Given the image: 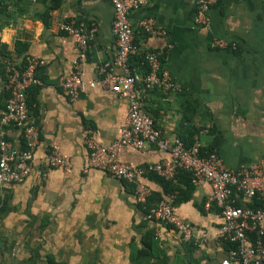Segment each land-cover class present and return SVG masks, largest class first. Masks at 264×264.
Here are the masks:
<instances>
[{
	"label": "crops",
	"instance_id": "0c3cea01",
	"mask_svg": "<svg viewBox=\"0 0 264 264\" xmlns=\"http://www.w3.org/2000/svg\"><path fill=\"white\" fill-rule=\"evenodd\" d=\"M28 1L25 14L2 15L9 25L0 30V42L7 45V59L14 63L23 55L41 61L37 116L31 118H37L40 136L27 178L0 185V198L8 205L0 215V231L13 229L20 222L16 229L25 231L26 237L35 233L43 254L50 253L68 264H129L131 237L139 239L148 227H154L173 259L181 245L178 232L158 221H146L145 226L135 229L144 220L136 193L127 192L120 179L103 170L85 168L86 139L92 137L100 144L113 142L125 121L127 101L109 85L87 87L75 100L65 96L60 86L61 77L71 73L79 60L80 47L75 36L59 30V24L74 20L96 25L80 71L86 82L97 80L96 66L114 53L111 2L61 0L49 11V24L45 25L39 14L48 3ZM196 8L197 0H147L129 13L139 53L161 52L162 67L180 85L178 91L168 93L158 87L147 92L140 86L143 107L168 141L192 132L193 139L204 146L217 137V153L225 165H251L264 158V0H217L203 27L194 21ZM144 17H152L155 27L165 33L144 31L140 25ZM216 39L236 46L215 47ZM16 41L24 44L21 55H16ZM133 70L143 73L139 67ZM6 83L0 69V106L6 97ZM4 133L21 147L16 132L6 131L0 124V137ZM53 149L68 158V169L49 164ZM168 156L166 150L149 143L142 149L126 147L117 159L138 166ZM139 183L150 191H162L147 176ZM188 193L189 197L181 193L183 198L174 205L176 213L190 224L200 252L211 264H220L226 252L217 235L222 221L219 207L214 202L209 208L202 207L212 187L202 181L193 184Z\"/></svg>",
	"mask_w": 264,
	"mask_h": 264
},
{
	"label": "built area",
	"instance_id": "2783aa9c",
	"mask_svg": "<svg viewBox=\"0 0 264 264\" xmlns=\"http://www.w3.org/2000/svg\"><path fill=\"white\" fill-rule=\"evenodd\" d=\"M113 8L111 31L114 36V53L110 60L96 66L97 80L86 82L81 76V63L86 56L88 43L93 39L97 27L93 22L62 21L59 30L77 38L80 54L74 63V69L62 76L60 86L65 96L75 100L87 87L97 84L109 85L112 92L127 101V115L118 130V137L109 144H100L88 137L85 145L88 157L85 168H97L107 174L135 183L137 200H142L149 189L139 183L141 177L148 173H156L165 179L174 178L178 170L191 174L193 184L207 181L212 187V194L205 201V208L214 202L220 210L221 224L218 238L235 245L226 252L220 264H264V158L257 162L238 168L224 164L217 151L201 154L202 143L194 139L191 146H185L182 140L172 142L162 137L161 130L144 107L139 85L145 88L159 86L163 92L178 91L180 85L161 65V52L147 50L144 58L149 67L145 75L130 71L129 57L139 51L134 43V30L129 20V13L147 3V0H109ZM217 0H197L194 21L198 26H206L209 10ZM140 25L151 34L163 35L165 32L155 27L152 17H144ZM215 47L230 46L234 42L216 39ZM6 81L11 86V94L7 98L1 113L0 124L13 125L24 139V146L18 148L13 141L0 137V185L7 186L23 182L30 174L34 150L39 143L40 127L28 114L26 102L27 92L31 86L41 83L37 73L41 61L34 56L25 55L22 65L12 60L3 59ZM155 144L166 150L169 156L161 161L132 165L117 159L120 150L126 147L142 149L146 144ZM49 164L68 169L70 163L65 155L51 150L48 155ZM244 202L254 198L260 201L258 207L237 205L236 197ZM171 198V196H170ZM148 218L157 219L173 225L181 239L188 240L193 232L190 224L175 211L169 200L162 199L149 209Z\"/></svg>",
	"mask_w": 264,
	"mask_h": 264
},
{
	"label": "trees",
	"instance_id": "16d2710c",
	"mask_svg": "<svg viewBox=\"0 0 264 264\" xmlns=\"http://www.w3.org/2000/svg\"><path fill=\"white\" fill-rule=\"evenodd\" d=\"M37 1L48 3L45 10L39 14V17L42 19L43 23L45 25H48L50 20L49 11L51 9L56 8L60 4L61 0H37ZM28 2H29L28 0H0V30L4 26L9 25L8 21L2 18V15L6 16L7 18L10 17L13 14V12L14 13L16 12L18 15H23L25 14V12H27V6L25 4ZM23 45L24 44H22L20 41L15 42L14 49L16 51V55H21L22 53H24L25 47ZM0 55L2 56L3 59L8 58L7 45L2 42H0ZM24 57L25 55H23L19 63H17L18 65L23 64ZM4 65L5 64L3 62H0L1 72L5 75ZM128 65L130 66V71L132 73H135L133 67L141 68L143 72L141 73V75H145L149 71V67L144 58V52L139 53L138 51L137 53L131 55L128 60ZM37 73L39 75V68ZM5 80H6V75H5ZM6 84H7L5 87L6 97L4 98L3 100L4 102L3 104H1L0 109L5 108L6 100L11 94V86L8 83ZM40 84L31 86L27 92L26 102H27L28 114L30 119L37 116L36 93L39 89ZM140 86L142 89H144L147 92L150 91L149 89H152L153 87H158L162 91V89L159 86H153L151 88H145L144 85L142 84L139 85V87ZM34 122L36 124L38 123L37 118L34 119ZM3 127L6 128V131L7 130L15 131L19 138L20 141L19 143L21 144V147L24 146L25 144L24 139L15 126L5 125ZM194 134L195 133L187 132V134L180 135L178 139L182 140L185 146H191L192 143L194 142L193 139ZM1 138L11 141L14 140V137H10L5 133L1 136ZM216 140L217 137L214 138V141L211 144L202 146L200 149L201 154H209L211 152L217 151ZM144 176H147L148 178L157 182L159 186H161L162 191L161 192L149 191V193L142 200L137 201L136 205L143 212L144 220L140 222L138 225L134 226V228L137 229L140 226H145L146 221H158L159 223H162L163 225L167 226L170 229H175L173 225L167 224L157 219H153V218L150 219L147 217V215L149 209L155 206L162 199L169 200L170 203L174 206L175 203H178L183 198L181 196V193L186 192V197H189L188 192L191 191L193 186V183L191 181V174L188 171L180 169L176 172L174 178L171 179H165L153 172L148 173ZM120 181L127 192L135 193L134 182H129L124 179H120ZM181 184L186 188V190L182 189ZM234 197H236L235 203L237 205H244L248 207H258L261 205L260 201L257 200L256 198H254L253 201L251 202L250 201L242 202L237 197V195L234 194ZM204 203H202V207H204ZM7 209H8L7 200L5 198H0V215L4 214ZM200 209L202 210L203 208L200 207ZM221 242L223 243L225 252H227L231 248H235V245L229 241L221 240ZM40 248H41L40 245L31 247L30 255L27 258V260L31 264H36L37 260L40 259H43L44 264H68V262L65 260H56L54 256L50 253H44L42 256L40 254V250H41ZM199 249H200L199 246L196 244L195 240L192 237L188 240L181 239L180 248L176 250L173 259H170L168 251L164 246V242L157 235L156 229L154 227H148L145 230V232L141 234L139 239H136L135 236L131 237L128 244V262L129 264H211L210 262L211 259L205 253L200 252Z\"/></svg>",
	"mask_w": 264,
	"mask_h": 264
},
{
	"label": "rangeland",
	"instance_id": "374dc122",
	"mask_svg": "<svg viewBox=\"0 0 264 264\" xmlns=\"http://www.w3.org/2000/svg\"><path fill=\"white\" fill-rule=\"evenodd\" d=\"M1 188L2 191L6 190L5 187ZM19 224L20 222L16 223L13 229L0 231V264H31L27 260L31 247L40 245L42 249L36 234L32 233L30 237H26L23 235L25 231L16 229ZM40 254L43 256L41 250ZM36 264H44L43 259L37 260Z\"/></svg>",
	"mask_w": 264,
	"mask_h": 264
},
{
	"label": "clouds",
	"instance_id": "9594fccd",
	"mask_svg": "<svg viewBox=\"0 0 264 264\" xmlns=\"http://www.w3.org/2000/svg\"><path fill=\"white\" fill-rule=\"evenodd\" d=\"M5 31H7V29H5Z\"/></svg>",
	"mask_w": 264,
	"mask_h": 264
}]
</instances>
